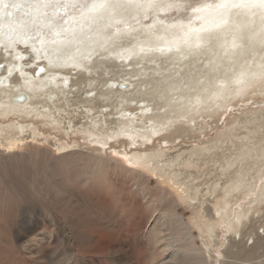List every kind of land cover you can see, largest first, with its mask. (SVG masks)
<instances>
[{"label": "bare ground", "instance_id": "6f19581e", "mask_svg": "<svg viewBox=\"0 0 264 264\" xmlns=\"http://www.w3.org/2000/svg\"><path fill=\"white\" fill-rule=\"evenodd\" d=\"M67 1L72 7L82 2L0 0V159L23 148V155L31 157L38 151L35 147L46 143L53 147L45 156L51 167V161L66 157L72 148L49 142L48 130L64 137L90 135L94 140H109L117 132H127L134 137L133 145L144 144L151 134L166 132L162 140L171 144L186 131L180 123H198L222 108L226 110L232 97L264 89V8L252 6V0H210L196 8L187 21L167 23L153 15L149 25L133 24L149 8L159 12L154 5L159 0H107L103 8L93 5L104 0H87L82 9L73 10L74 15L58 7ZM57 13L63 14L65 23L58 22ZM99 72L112 74V78L102 82ZM121 85L125 87L121 89ZM75 100L86 113L95 111V118L88 121L83 117L78 125L79 121L62 117V106ZM107 108L113 110L115 118H109ZM246 115L243 122L235 120L199 150L185 147L171 154L154 148L153 153L144 154L152 175L160 173V180L166 178L175 187L174 193L165 190L156 198L165 204V210L155 207L150 220V243L162 253L152 264H216L218 230L223 224L232 238L219 264H264L260 260L264 258V224L260 221L264 216V110ZM197 125L204 128L205 122ZM132 158L142 159L143 155L135 153ZM190 164L193 171L187 168ZM203 166L209 167L211 178L197 183L200 176L196 173ZM37 175L31 183V195H15L8 186L9 193L0 191V205L10 193L17 199L36 198L48 195L44 191L49 185L66 191L55 181H39ZM131 182L132 189L136 183L133 178ZM147 190L144 187L139 194L145 197ZM66 193L67 199L53 197L56 212L52 210L50 222L58 230L55 233L69 242L78 239L73 220L84 214L77 207L87 208L88 202L76 199L71 191ZM179 201L191 209L198 224L186 223L176 212ZM239 201L247 202L226 220ZM199 212L201 217L196 215ZM0 223L6 225L1 213ZM199 226L206 227L211 245L201 234H191ZM9 233L10 246L18 257L32 264H47L49 260L44 262L40 255L45 250L42 245L47 246L52 238L51 232L43 230L29 238L35 233L32 225L17 220ZM245 237L253 240L248 250L241 245ZM96 246L82 252L68 248L73 260L65 256L58 264H95L94 257L102 256L103 250ZM112 260L115 258L110 257Z\"/></svg>", "mask_w": 264, "mask_h": 264}, {"label": "rangeland", "instance_id": "374dc122", "mask_svg": "<svg viewBox=\"0 0 264 264\" xmlns=\"http://www.w3.org/2000/svg\"><path fill=\"white\" fill-rule=\"evenodd\" d=\"M86 1L87 0H82L80 4L74 5L75 7H72L67 1V3L61 4L58 7L67 10L69 15H74L73 10L76 8L82 9L84 6L83 3ZM208 2H210V0H159L154 4L156 10L161 9L159 12H154L153 8H149L146 10V15L139 18V21L133 25H137L140 22L149 25L153 15L167 23L176 22L178 20L187 21V19L193 16L196 8ZM54 8L55 7L52 9ZM52 9L49 10L52 11ZM57 16L59 23H65L62 13H57ZM27 52L30 54L28 49ZM99 74V80H102V82L103 80L112 78V74H103V72H99ZM235 86L236 85H234V87ZM107 87H109V84L106 85L103 90ZM99 88L100 85L97 86V89ZM83 90H88V88H84ZM234 95L236 94H232L231 96ZM98 102L99 101H96L95 104ZM109 103H111L112 106L115 105L114 100H111ZM226 107V110L222 108L220 113L217 112L216 114L208 115L204 120L199 119L198 123L202 121L205 122L204 128H202L201 125H197V122L193 124L180 123L179 125L183 126L186 131L182 133L183 136L176 138L171 144H166V142L162 140L163 135L167 134L166 132L162 134L156 133L157 135L155 133L151 134L148 139L146 138L147 142L144 144L133 145L132 142L134 137L128 136L129 134L127 132H117L116 137L111 136L109 140L103 137L94 140V137L90 135H88V137L85 134H78L75 137H64L51 130H43L45 131V135L50 133V136L48 135L49 142H58V144L62 146H71L70 148H72V151L67 153L69 155H66V157L56 162L51 161L53 165L51 164L50 167V165H48L49 159L45 156L46 152L51 148L53 149V147L49 144L45 146L46 143L41 144L39 147H35L38 151L31 157L25 156V154L23 155L24 148L22 150H17L18 153L15 150L14 152H7L4 154V158L0 159V191L3 193H9L8 186L13 187L11 190L15 192V195L21 192L23 194L30 193L32 189L31 183L35 180V175L38 173L36 177L39 178V181L41 179L45 180V182L48 180L55 181V183H58L64 190L71 191L76 199L85 198L88 203L87 208L83 206L77 207L80 212L84 214L73 220L72 223L74 227H77V229H75V234H77V236L74 237L78 239L76 241H69L68 239L69 242H66L62 239L61 234L58 235L55 233V231L57 232L58 230L55 229V226L50 222L51 216L56 212V210L53 209V197L57 196L60 199L61 197L67 199L66 191H57L49 185V189L44 191L48 195L44 196L41 194L36 198H31L32 196L26 197V194V198L17 199L15 196L11 197L10 193L6 198L7 200L2 204L4 206L0 205L2 207L0 213L3 215L6 222V225H1L2 223H0V254L4 255V257L0 255V262H3L4 260L2 259L4 258V264H32L27 258L23 257L21 259L20 256L18 257L14 252L13 245L10 243L12 240L9 231L17 220H20L21 223H24V221L25 223L29 222L32 225L35 233L30 235L29 238H32L33 235L40 234L43 230L52 233V238L48 242L49 244L47 246L44 244L42 245V248L45 250L42 251L44 252L42 256L40 255L44 262L49 260L47 264H58L65 256L69 257L71 254L69 255L68 248H73V250L76 249L82 252L90 250L95 245H98L96 247L99 250L103 249L101 252L102 256L96 257L97 259L94 257L93 261L95 264H152V261L155 262L162 253L159 251L158 246L156 247L150 243L151 240L148 232L150 229V220L154 218L155 213H153V210L155 207L160 211L165 210V204L156 199L158 194L165 190L174 193L175 187L168 184L166 178H164L163 181L160 180V173H157V177H154L151 167L145 162L144 157L148 153H153L154 148H157L158 151L162 153L176 154L180 148L189 147L194 150H199L208 144L210 145L218 134L224 133L227 127L235 120L241 123L244 121L245 116H249L246 114L259 109L264 110V89H257L256 91H249L234 96L230 99V103H228ZM62 108L64 109V112L61 113L62 117L66 120L72 119L75 122L79 121L78 125H80V122L83 121L84 118L88 121L95 118V111L86 113L82 103L76 100L71 101L69 105L62 106ZM106 112L111 114L109 118H115V116H112V109L107 108ZM134 115H137V112H134ZM239 126L242 125L239 124ZM249 126L252 128L254 124L251 123ZM188 128H190L191 132H188ZM262 131H264V129ZM101 140L102 142H100ZM96 148L98 149L97 151L94 150ZM12 153L16 156L12 155ZM135 153L140 157L143 155L142 159L144 160L132 158ZM33 157L35 159H33ZM116 161H118L117 165L115 164ZM209 165H211V163H209ZM187 168L190 171L195 169L194 165L191 164L188 165ZM208 169L209 167L203 166L199 172L196 173V176H200L196 181L197 183L205 182L207 179L211 178V176L207 174ZM43 170L45 174H43ZM46 170H48V173ZM137 175H139L140 178H138ZM131 178H133V183H136L133 185L132 189L130 185L132 183ZM46 184L47 183H45V185ZM144 187L148 189L145 197L139 194V190ZM49 192H51V194H49ZM3 197L5 198V195ZM252 197L253 196H250L248 198L252 200ZM154 198L155 200H153ZM215 200L216 199H214V201ZM246 202L247 201H239V204L232 209L233 212L231 211L229 213L226 220L231 219V216H234V211L237 213L239 206L243 208ZM52 210L54 212H52ZM176 212L183 216L186 223H191L193 226L198 224L194 219L191 209L182 201L178 202ZM196 215L201 217L202 213L199 212L196 213ZM261 216L262 213L259 217ZM260 221L264 224V216ZM218 231L219 243L215 249L216 264H219V262L223 260V253L230 247L229 240L232 238V235L228 232L227 224H223ZM257 232L260 236L263 235L261 228H259ZM198 233L206 239L209 245L212 244L211 239L206 234L205 226H199L191 230L192 235H197ZM237 242L238 238L235 239V243ZM252 242L253 240L251 238L248 239L245 237L241 245L244 249L248 250L252 247ZM94 243L95 245L93 246ZM10 244L12 246H10ZM195 245L196 247H200V241H196ZM232 251H235V247H233ZM109 252L112 253L110 254ZM158 253L159 255H157ZM109 254L111 258H115L114 261L112 260L113 262H110ZM104 257L106 259H104ZM69 258V261L73 260L71 259L72 257ZM154 258L155 260H152ZM260 260L263 261L264 258L261 257ZM73 264L75 263L73 262Z\"/></svg>", "mask_w": 264, "mask_h": 264}, {"label": "snow or ice", "instance_id": "6c2138e0", "mask_svg": "<svg viewBox=\"0 0 264 264\" xmlns=\"http://www.w3.org/2000/svg\"><path fill=\"white\" fill-rule=\"evenodd\" d=\"M106 6H107V0H104V2L99 4V5L94 4L93 8H97V7L103 8V7H106ZM252 6H257V7H260V8H264V0H252Z\"/></svg>", "mask_w": 264, "mask_h": 264}, {"label": "water", "instance_id": "95a60500", "mask_svg": "<svg viewBox=\"0 0 264 264\" xmlns=\"http://www.w3.org/2000/svg\"><path fill=\"white\" fill-rule=\"evenodd\" d=\"M124 87H125V85H121V86H120L121 89L124 88Z\"/></svg>", "mask_w": 264, "mask_h": 264}]
</instances>
